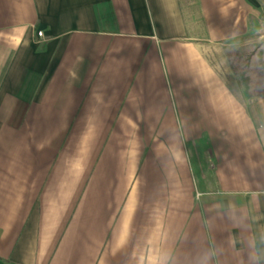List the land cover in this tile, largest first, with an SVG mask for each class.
<instances>
[{"label": "crops", "instance_id": "1", "mask_svg": "<svg viewBox=\"0 0 264 264\" xmlns=\"http://www.w3.org/2000/svg\"><path fill=\"white\" fill-rule=\"evenodd\" d=\"M263 9L0 0V264H264Z\"/></svg>", "mask_w": 264, "mask_h": 264}, {"label": "rangeland", "instance_id": "2", "mask_svg": "<svg viewBox=\"0 0 264 264\" xmlns=\"http://www.w3.org/2000/svg\"><path fill=\"white\" fill-rule=\"evenodd\" d=\"M257 23L251 24L257 31L245 35L238 46L228 48V58L236 72L229 76V83L247 96L264 94V9L256 17ZM255 31V29H254ZM250 100L251 97L245 98Z\"/></svg>", "mask_w": 264, "mask_h": 264}, {"label": "clouds", "instance_id": "3", "mask_svg": "<svg viewBox=\"0 0 264 264\" xmlns=\"http://www.w3.org/2000/svg\"><path fill=\"white\" fill-rule=\"evenodd\" d=\"M176 159H177V160L180 159V154H179V153L176 154Z\"/></svg>", "mask_w": 264, "mask_h": 264}, {"label": "built area", "instance_id": "4", "mask_svg": "<svg viewBox=\"0 0 264 264\" xmlns=\"http://www.w3.org/2000/svg\"><path fill=\"white\" fill-rule=\"evenodd\" d=\"M38 36H39V37H42V36H43V33H42V32H39V33H38Z\"/></svg>", "mask_w": 264, "mask_h": 264}]
</instances>
